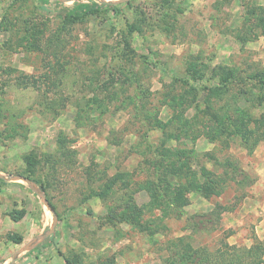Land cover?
Here are the masks:
<instances>
[{
    "label": "rangeland",
    "instance_id": "374dc122",
    "mask_svg": "<svg viewBox=\"0 0 264 264\" xmlns=\"http://www.w3.org/2000/svg\"><path fill=\"white\" fill-rule=\"evenodd\" d=\"M48 1L0 0V264H264V0Z\"/></svg>",
    "mask_w": 264,
    "mask_h": 264
},
{
    "label": "trees",
    "instance_id": "16d2710c",
    "mask_svg": "<svg viewBox=\"0 0 264 264\" xmlns=\"http://www.w3.org/2000/svg\"><path fill=\"white\" fill-rule=\"evenodd\" d=\"M39 2L41 3L42 6L46 7V3H48L49 1L48 0H39ZM104 5L112 6V3L111 2H104ZM101 9H102V5L97 1H93L92 3H86V2L78 3L75 6L74 12L66 11V13L64 14L63 23H62L63 27L66 28L67 26H69L73 23H76L77 21H79L83 17H86V16L91 15L93 13L99 12ZM259 10L258 9L254 10V11H252V13L256 15V18H257L256 24L259 27H262V26H264V8L261 7ZM126 42H127L126 48H129L130 44H129L128 40H126ZM250 77L258 79L259 82H261L262 84L264 83V71L255 72ZM249 134L251 135V134H253V132L250 131ZM205 176L207 179V183L204 185V188H203V190L205 191V196L207 198H210L212 195H215V194L219 195L222 191L221 188L218 186L219 185L218 182L220 181V179L216 178V176H214L213 172H206ZM181 190H182V188H178L177 189V195L173 198V202H175L177 204L181 202L180 201L181 199H184V197L181 195ZM17 213H18V211L11 213V216L13 217L14 220H18L23 215V212H21V214H17ZM213 216H214L213 212L200 214L201 220L206 219V221H208L209 223H214L215 221H217L219 223L220 219H221V214H218V212L216 213L215 221H213ZM203 220L201 223H203ZM17 239H18L17 241H19V242H21L23 240L22 237H18ZM232 247L235 249L237 248L236 246H232ZM249 252H252V250H249ZM241 261L242 260L239 261L240 263L233 261V262H229L226 264H241ZM247 264H249V263H247Z\"/></svg>",
    "mask_w": 264,
    "mask_h": 264
}]
</instances>
